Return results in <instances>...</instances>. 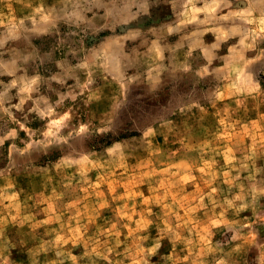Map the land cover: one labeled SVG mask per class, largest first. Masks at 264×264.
I'll use <instances>...</instances> for the list:
<instances>
[{"label": "rangeland", "instance_id": "374dc122", "mask_svg": "<svg viewBox=\"0 0 264 264\" xmlns=\"http://www.w3.org/2000/svg\"><path fill=\"white\" fill-rule=\"evenodd\" d=\"M0 264H264V0H0Z\"/></svg>", "mask_w": 264, "mask_h": 264}]
</instances>
